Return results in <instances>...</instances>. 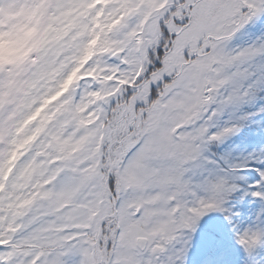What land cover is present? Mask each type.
<instances>
[{"label":"snow or ice","instance_id":"obj_1","mask_svg":"<svg viewBox=\"0 0 264 264\" xmlns=\"http://www.w3.org/2000/svg\"><path fill=\"white\" fill-rule=\"evenodd\" d=\"M0 43V264H264V0H0Z\"/></svg>","mask_w":264,"mask_h":264},{"label":"trees","instance_id":"obj_2","mask_svg":"<svg viewBox=\"0 0 264 264\" xmlns=\"http://www.w3.org/2000/svg\"><path fill=\"white\" fill-rule=\"evenodd\" d=\"M258 107L259 103L255 107L249 109V111H256ZM261 122H264V116L255 117L249 128L245 129L240 136L234 137L229 141V144L238 148L237 154L240 152L246 154L247 152L257 150L262 146V143L264 142V132L260 131ZM225 238L228 241H232L233 239L227 233L225 234Z\"/></svg>","mask_w":264,"mask_h":264},{"label":"rangeland","instance_id":"obj_3","mask_svg":"<svg viewBox=\"0 0 264 264\" xmlns=\"http://www.w3.org/2000/svg\"><path fill=\"white\" fill-rule=\"evenodd\" d=\"M257 209V206L254 204L250 205V211L244 216V218L242 219V225H244L245 227L248 226L249 223L252 222V218H254V209ZM222 219V218H221ZM229 230V227H227V225L225 224V228H224V234H226ZM232 234V232H231ZM235 257L233 259V263L232 264H245L246 262V257L244 255L243 252H235ZM262 254V251L260 252ZM257 261L260 260H264V257H256Z\"/></svg>","mask_w":264,"mask_h":264},{"label":"clouds","instance_id":"obj_4","mask_svg":"<svg viewBox=\"0 0 264 264\" xmlns=\"http://www.w3.org/2000/svg\"><path fill=\"white\" fill-rule=\"evenodd\" d=\"M17 54V49L13 45L0 43V60L14 58Z\"/></svg>","mask_w":264,"mask_h":264}]
</instances>
